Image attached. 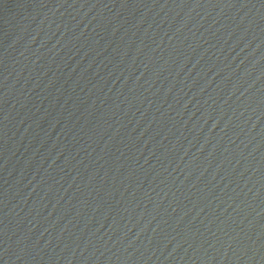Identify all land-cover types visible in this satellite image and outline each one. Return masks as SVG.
<instances>
[{
    "label": "water",
    "instance_id": "95a60500",
    "mask_svg": "<svg viewBox=\"0 0 264 264\" xmlns=\"http://www.w3.org/2000/svg\"><path fill=\"white\" fill-rule=\"evenodd\" d=\"M0 264H264V0H0Z\"/></svg>",
    "mask_w": 264,
    "mask_h": 264
}]
</instances>
